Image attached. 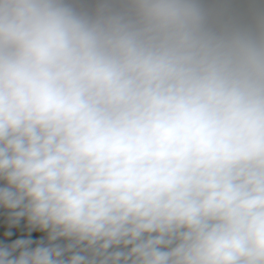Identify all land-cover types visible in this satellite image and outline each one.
I'll use <instances>...</instances> for the list:
<instances>
[{
	"label": "clouds",
	"instance_id": "1",
	"mask_svg": "<svg viewBox=\"0 0 264 264\" xmlns=\"http://www.w3.org/2000/svg\"><path fill=\"white\" fill-rule=\"evenodd\" d=\"M0 264H264V0H0Z\"/></svg>",
	"mask_w": 264,
	"mask_h": 264
}]
</instances>
